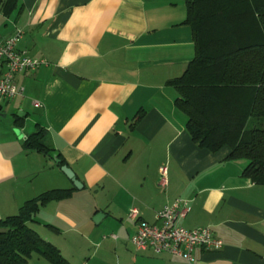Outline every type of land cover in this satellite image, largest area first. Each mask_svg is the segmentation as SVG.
I'll list each match as a JSON object with an SVG mask.
<instances>
[{
    "label": "crops",
    "instance_id": "obj_1",
    "mask_svg": "<svg viewBox=\"0 0 264 264\" xmlns=\"http://www.w3.org/2000/svg\"><path fill=\"white\" fill-rule=\"evenodd\" d=\"M17 6L0 13V38L18 34L16 48L42 63L17 73L20 95L0 103V218L45 190L72 186L51 157L21 148L39 126L82 186L41 206L28 225L69 264H183L129 242L130 208L154 223L177 198L187 207L178 225L207 226L222 242L218 250L194 248L192 264H264V185L241 176L245 161L227 159V146L210 152L190 140L166 84L194 53L184 0Z\"/></svg>",
    "mask_w": 264,
    "mask_h": 264
},
{
    "label": "trees",
    "instance_id": "obj_2",
    "mask_svg": "<svg viewBox=\"0 0 264 264\" xmlns=\"http://www.w3.org/2000/svg\"><path fill=\"white\" fill-rule=\"evenodd\" d=\"M194 53L182 73L166 82L177 96L174 107L199 148L227 146V159L245 161L241 176L264 185V0H184ZM19 10L17 0H0V13ZM137 115L135 120L138 119ZM14 116L13 123L21 125ZM45 131L36 126L23 150L50 156ZM55 166L65 165L61 156ZM73 186L45 190L25 200L14 214L0 218V264H28L31 253L49 264H69L28 223L50 201L68 197Z\"/></svg>",
    "mask_w": 264,
    "mask_h": 264
},
{
    "label": "built area",
    "instance_id": "obj_3",
    "mask_svg": "<svg viewBox=\"0 0 264 264\" xmlns=\"http://www.w3.org/2000/svg\"><path fill=\"white\" fill-rule=\"evenodd\" d=\"M18 34L0 38V100L20 95L22 88L14 82L17 73L34 70L41 60L33 58L16 48ZM159 184L164 185L165 168H158ZM186 201L174 199L163 205L154 214V223L137 218V211L130 208L127 217L135 222V231L129 238L135 251L149 250L154 254L165 253L179 258L183 264L194 262V248L218 250L220 239L214 237L209 227L185 229L178 220L185 215Z\"/></svg>",
    "mask_w": 264,
    "mask_h": 264
},
{
    "label": "water",
    "instance_id": "obj_4",
    "mask_svg": "<svg viewBox=\"0 0 264 264\" xmlns=\"http://www.w3.org/2000/svg\"><path fill=\"white\" fill-rule=\"evenodd\" d=\"M17 115H19V113H17ZM51 159H53V161L55 163H57L58 159L55 156V153H51L50 154ZM59 170L61 171V173L70 181L71 185L75 188V189H80L81 188V183L80 181L75 177L74 173L71 171V169L69 167H67L66 165H61ZM102 214L101 213H96L92 216V220L94 222L97 221V219L99 217H101Z\"/></svg>",
    "mask_w": 264,
    "mask_h": 264
},
{
    "label": "rangeland",
    "instance_id": "obj_5",
    "mask_svg": "<svg viewBox=\"0 0 264 264\" xmlns=\"http://www.w3.org/2000/svg\"><path fill=\"white\" fill-rule=\"evenodd\" d=\"M1 102L2 101L0 100V103ZM51 162H52V159L50 158L49 159V163L51 164ZM91 221L94 223L93 220H91ZM94 227H96V226H94ZM102 234H103L104 237L105 236L108 237V233L103 232ZM28 264H48V262L43 257H41L40 255H38L36 253H31V255H30L29 259H28Z\"/></svg>",
    "mask_w": 264,
    "mask_h": 264
}]
</instances>
